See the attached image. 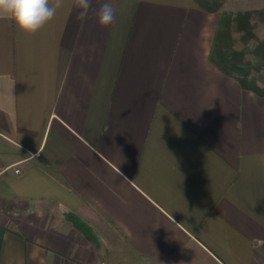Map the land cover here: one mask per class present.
Wrapping results in <instances>:
<instances>
[{"label": "crops", "instance_id": "crops-1", "mask_svg": "<svg viewBox=\"0 0 264 264\" xmlns=\"http://www.w3.org/2000/svg\"><path fill=\"white\" fill-rule=\"evenodd\" d=\"M71 3L0 18V264H264V96L210 60L218 12Z\"/></svg>", "mask_w": 264, "mask_h": 264}, {"label": "trees", "instance_id": "trees-1", "mask_svg": "<svg viewBox=\"0 0 264 264\" xmlns=\"http://www.w3.org/2000/svg\"><path fill=\"white\" fill-rule=\"evenodd\" d=\"M197 4L206 9L211 10L214 12H218L216 8L206 7L198 0H195ZM258 17H264V9H251V10H244V11H237L234 14H227L223 12H218V23L216 33L213 39V45L210 52V60L224 73L225 75L232 77L236 80L243 89L250 90L254 92L258 96H264V79H258L255 76L250 75V68L245 67V65H241L236 59L240 58V54L242 51H234L233 53L236 54L233 60L229 61V66L225 67L222 63H225L229 58L228 55H220L218 52L220 50V46L223 42V38H227V43L230 41L231 32H230V25L234 24L235 30L240 32L244 39L247 38H256L253 33V24L251 21ZM256 46L253 49H246L252 57L256 59H260L261 62H264V39L256 38ZM258 66L252 67L255 70H258ZM66 217L73 223V225L80 229L84 234L91 230V228L79 217L75 215L67 214ZM6 228L0 226V245L2 240L3 232Z\"/></svg>", "mask_w": 264, "mask_h": 264}, {"label": "clouds", "instance_id": "clouds-1", "mask_svg": "<svg viewBox=\"0 0 264 264\" xmlns=\"http://www.w3.org/2000/svg\"><path fill=\"white\" fill-rule=\"evenodd\" d=\"M64 7L65 0H0V18L11 20L20 33L32 36ZM70 7L81 23L88 20L90 12H94L101 27H108L116 20L111 0H105L96 9H93V0H72Z\"/></svg>", "mask_w": 264, "mask_h": 264}, {"label": "rangeland", "instance_id": "rangeland-1", "mask_svg": "<svg viewBox=\"0 0 264 264\" xmlns=\"http://www.w3.org/2000/svg\"><path fill=\"white\" fill-rule=\"evenodd\" d=\"M198 2H201L206 7L216 8L218 9V12L227 14H234L237 11L251 9H264V5H262V2L259 0H198ZM251 23L253 24L252 30L255 37L258 39H264V17L256 16ZM229 28L231 32L230 41L227 43V38L224 37L218 52L220 55L226 54L229 56V59L225 61V63H222V65L228 67V62L233 60L236 56L233 52L242 51L240 58H235L234 60H237L241 63V65H245V67H251L250 75L255 76L258 79H264V62H261L260 59L252 57V55L246 51V49H253L256 46V38L244 39L242 34L235 30L234 24H231ZM256 65H260L258 66V70L252 68L256 67ZM86 237L88 241H90V244L100 246L98 238L94 235V233L89 231Z\"/></svg>", "mask_w": 264, "mask_h": 264}, {"label": "built area", "instance_id": "built-area-1", "mask_svg": "<svg viewBox=\"0 0 264 264\" xmlns=\"http://www.w3.org/2000/svg\"><path fill=\"white\" fill-rule=\"evenodd\" d=\"M11 167H12V165H9V166H7L5 169H7V168H11ZM19 171H20V170L17 169V168L14 169V172H15V173H19Z\"/></svg>", "mask_w": 264, "mask_h": 264}]
</instances>
